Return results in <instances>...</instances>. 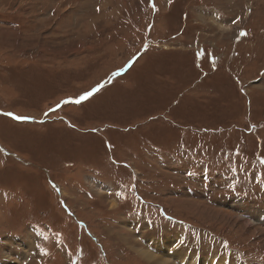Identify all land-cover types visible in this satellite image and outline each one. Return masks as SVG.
Segmentation results:
<instances>
[{
  "label": "rangeland",
  "instance_id": "1",
  "mask_svg": "<svg viewBox=\"0 0 264 264\" xmlns=\"http://www.w3.org/2000/svg\"><path fill=\"white\" fill-rule=\"evenodd\" d=\"M171 237L264 264V0H0V264Z\"/></svg>",
  "mask_w": 264,
  "mask_h": 264
},
{
  "label": "bare ground",
  "instance_id": "2",
  "mask_svg": "<svg viewBox=\"0 0 264 264\" xmlns=\"http://www.w3.org/2000/svg\"><path fill=\"white\" fill-rule=\"evenodd\" d=\"M258 219L259 218L257 217L256 221H259ZM247 223L250 224L249 222H247ZM174 238L176 240V237H171L168 240H165L166 242L165 241L156 242V243L151 242L150 245L147 247L149 249H152L153 251L147 250L144 247L139 246L136 239H135L136 241L133 240L134 241L133 243H135V245H131V248L133 246L134 252L138 256H140L143 260L147 261L148 263H154V264H170L171 261L164 257L167 255L168 256L173 255V257H174V258L172 257L173 260H176V258H178L180 260V264H188V263H191L192 261L194 262V264H231V263H229L228 259L227 260H220L218 258H213V259L209 260V262H208L206 260H200L201 258L195 259L194 257H189V256L185 255L184 253H182L178 247H172L171 248V246H172L171 244L175 242ZM127 242H129V241H127ZM154 245L157 246V248L152 247ZM170 250H172V251L170 252ZM156 252H157V254L160 253L161 256H163V257H161V256L159 257V256L155 255ZM4 264H11V263L8 261H5Z\"/></svg>",
  "mask_w": 264,
  "mask_h": 264
},
{
  "label": "snow or ice",
  "instance_id": "3",
  "mask_svg": "<svg viewBox=\"0 0 264 264\" xmlns=\"http://www.w3.org/2000/svg\"><path fill=\"white\" fill-rule=\"evenodd\" d=\"M242 35H246V33H242ZM91 95V93H86L85 96L81 97V99H86L87 96ZM80 101L77 100L76 103H79ZM16 119H27L25 117H16Z\"/></svg>",
  "mask_w": 264,
  "mask_h": 264
},
{
  "label": "trees",
  "instance_id": "4",
  "mask_svg": "<svg viewBox=\"0 0 264 264\" xmlns=\"http://www.w3.org/2000/svg\"><path fill=\"white\" fill-rule=\"evenodd\" d=\"M132 72V70H130V72L127 73L126 77H128L130 75V73ZM91 102V101H90ZM79 127V126H77Z\"/></svg>",
  "mask_w": 264,
  "mask_h": 264
},
{
  "label": "flooded vegetation",
  "instance_id": "5",
  "mask_svg": "<svg viewBox=\"0 0 264 264\" xmlns=\"http://www.w3.org/2000/svg\"><path fill=\"white\" fill-rule=\"evenodd\" d=\"M7 116H8V114L7 113H5ZM9 117V116H8ZM31 117H36V116H31ZM38 117V116H37Z\"/></svg>",
  "mask_w": 264,
  "mask_h": 264
}]
</instances>
